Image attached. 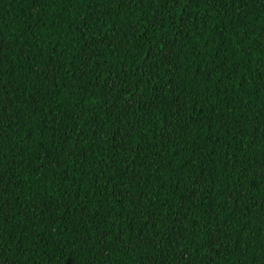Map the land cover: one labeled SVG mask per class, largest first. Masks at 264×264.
<instances>
[{
  "label": "trees",
  "instance_id": "obj_1",
  "mask_svg": "<svg viewBox=\"0 0 264 264\" xmlns=\"http://www.w3.org/2000/svg\"><path fill=\"white\" fill-rule=\"evenodd\" d=\"M0 264H264V0H0Z\"/></svg>",
  "mask_w": 264,
  "mask_h": 264
}]
</instances>
